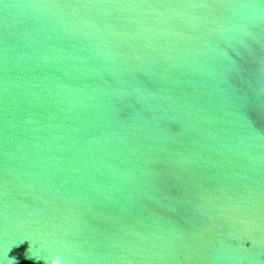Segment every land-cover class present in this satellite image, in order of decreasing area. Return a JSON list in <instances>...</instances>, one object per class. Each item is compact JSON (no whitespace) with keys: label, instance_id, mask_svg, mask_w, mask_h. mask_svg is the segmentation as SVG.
Listing matches in <instances>:
<instances>
[{"label":"water","instance_id":"water-1","mask_svg":"<svg viewBox=\"0 0 264 264\" xmlns=\"http://www.w3.org/2000/svg\"><path fill=\"white\" fill-rule=\"evenodd\" d=\"M264 264V0H0V264Z\"/></svg>","mask_w":264,"mask_h":264},{"label":"clouds","instance_id":"clouds-1","mask_svg":"<svg viewBox=\"0 0 264 264\" xmlns=\"http://www.w3.org/2000/svg\"><path fill=\"white\" fill-rule=\"evenodd\" d=\"M53 264H60V260L58 257L53 260Z\"/></svg>","mask_w":264,"mask_h":264}]
</instances>
